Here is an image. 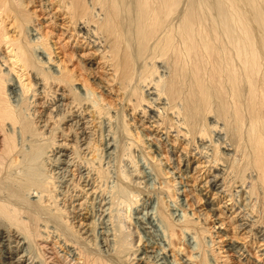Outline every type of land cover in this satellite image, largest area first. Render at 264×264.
Instances as JSON below:
<instances>
[{"label":"bare ground","instance_id":"6f19581e","mask_svg":"<svg viewBox=\"0 0 264 264\" xmlns=\"http://www.w3.org/2000/svg\"><path fill=\"white\" fill-rule=\"evenodd\" d=\"M41 28L84 52L82 79L59 64ZM117 104L127 108L117 138L95 136L103 120H117ZM161 134L189 159L182 171ZM135 151L156 179L149 209L134 205L150 178ZM108 153L117 162L111 188L100 165ZM169 177L198 179L215 222L235 224L224 252L264 261V0H0V264H215L201 209L187 211L197 199L179 214L169 208ZM190 232L192 248L177 251ZM26 243L38 247L35 260L7 256Z\"/></svg>","mask_w":264,"mask_h":264},{"label":"rangeland","instance_id":"374dc122","mask_svg":"<svg viewBox=\"0 0 264 264\" xmlns=\"http://www.w3.org/2000/svg\"><path fill=\"white\" fill-rule=\"evenodd\" d=\"M181 6V5H180ZM37 15V14H36ZM4 23H5V25H6V27H7V29H6V32L7 33H9V34H13L12 33V29H13V26H12V23H11V20H10V18L9 19H6L5 21H4ZM42 29V31H44V32H47V33H49L50 31L48 30V28H41ZM42 33V32H41ZM36 36H38V34H36ZM48 38H49V40L48 41H51V42H55L56 44H55V46L53 47V49H54V53H56L57 55H58V57H59V59H58V61H59V64L60 65H62L63 67H65L67 70H70V73H73L74 75H76L77 76V78H79V79H82L83 77H84V72L83 71H81L80 70V66H82V67H85L86 66V64H85V61L83 60V58H84V55H82V57H80V55L81 54H83L84 52L82 51V50H80L79 48H77L76 46H71L72 44H70V45H68V44H63L64 43V40H62V38L61 37H59V30H57L56 28L55 29H53V33H52V35H51V33H49V35H48ZM61 41V42H60ZM60 42V43H59ZM59 43V44H58ZM68 45V46H63V45ZM71 47V48H70ZM71 55H73V57H71V59H70V57H68V56H71ZM63 57V58H62ZM68 58V59H67ZM64 59V60H63ZM66 60V61H65ZM68 60H69V62H68ZM63 61V63H61ZM57 63V62H56ZM77 63H79V65H76ZM98 75V77L96 78L97 79V82L96 83H101L102 84V78L100 77V75L99 74H97ZM96 88L94 87V90H95ZM97 90H100V88H98V89H96V91ZM112 95V94H111ZM107 99H108V97L109 96H105ZM34 98H36V97H34ZM33 98V103L34 102H36L37 103V101H39L40 100V95H39V97L38 98H36V100ZM26 99H24L23 101H24V103H22L21 104V107H22V109H24L26 106H29V104L25 101ZM41 101V100H40ZM114 101V103H118V100H113ZM32 103V104H33ZM28 104V105H27ZM26 105V106H25ZM25 106V107H24ZM36 108H39V107H37L36 106ZM115 108H118V109H116V111H117V114H118V117L115 115L114 116V118L112 117V119H117V120H113V121H109V123H107V121L106 120H103L101 123L102 124H100L101 126H99L98 128L96 127L95 128V136H98V133L96 134V130L99 132L100 130H101V132H103V134H105L106 135V137H109V136H112L111 135V133H113L114 134V136L117 138V133L116 132H114V131H116V129H118V126L117 125H119V124H121V119H122V116H121V112L122 113H126L127 111V108H123V109H120L119 108V106H118V104H117V106L115 107ZM121 116V117H120ZM140 116V115H139ZM116 117V118H115ZM135 117H136V115H135ZM118 121V122H117ZM116 123V124H115ZM61 124V123H60ZM93 124H95L96 126H98L99 124H97V123H92V125ZM107 125H109V126H107ZM113 125V126H112ZM147 125V124H146ZM108 127H110V128H108ZM101 128V129H100ZM108 129H110V133H108ZM113 131V132H112ZM106 133H108V134H106ZM140 133L142 134V135H144V134H147V132H146V130L145 129H140ZM214 135H212V139L213 140H218L219 141V138L222 136L220 133H216V132H212ZM103 137V136H102ZM101 137V138H102ZM160 137V139L161 140H164L162 143H161V147H164L165 149L166 148H168V156L170 157V159L171 160H177V159H179V160H181L180 161V163H179V170L180 171H182L183 169H184V166H185V164L187 163V161L189 162V159L188 158H186L187 156L186 155H184L183 153V151H181V150H183L182 148H180V147H176V148H174V147H172L171 146V144H170V141H166V139H164V135H160L159 136ZM216 137L218 138V139H216ZM103 140L101 139V142H102ZM149 142H150V140H149ZM220 142H221V140H220ZM172 151H171V150ZM158 151V153H161L162 155H164V150L163 149H159V150H157ZM164 152V153H163ZM175 152V153H174ZM79 154H80V156H83V153L81 154V152H79ZM109 154V153H108ZM107 154V156L105 155V156H103L105 159L103 160V161H101L102 159H103V157H101V160H100V165H101V167L103 168V170H105L106 169V172H107V177H106V181H105V184L107 185V187H110L111 188V186L113 187L115 184H117V178H116V160H115V157L114 156H112L113 154H111V156H110V154L108 155ZM151 154H153V153H150L149 155H151ZM172 154V155H171ZM179 155V156H178ZM183 156V157H182ZM114 158V160L113 159H111V158ZM178 157V158H177ZM185 158V159H184ZM134 159H135V161H136V163H137V165H138V167H140L141 168V170L143 169L144 170V172L145 173H149V179H147V178H145V179H143L144 180V183H145V186L146 187H144V188H146V190L147 191H144V190H141V191H143V193L141 192V194L139 195V197H137V202H138V205H136V204H134L135 206H138L137 208H139V209H149L150 207L148 206V208H147V206H144L143 205V202H147V203H149V201H145V200H147L148 198H150V199H152L151 201L152 202H155V200H156V195H158V194H156V193H154V189L153 188H150V187H153L156 183L155 182H153L154 180H156L155 178H152V177H154L153 176V174L151 173V172H148L149 170V167H146V166H149V164H148V162H147V160H145L144 159V157H143V155L139 152V151H135L134 152ZM164 160L165 159H163V158H161V161H163L164 162ZM187 160V161H186ZM107 161V162H106ZM192 161V160H191ZM105 164H104V163ZM167 162V161H166ZM171 162V163H170ZM169 163H170V166L171 165H173L174 164V161L172 162V161H170ZM176 162V161H175ZM148 165H147V164ZM107 164V165H106ZM126 164H128V162H126ZM146 164V165H145ZM106 167L107 166V168H105L104 166ZM169 164H164V167L166 168V169H168L169 171H171L172 169H171V167H169L168 166ZM145 166V167H144ZM105 168V169H104ZM112 168V169H111ZM127 168H129V169H131L130 168V166H128L127 165ZM109 169V170H108ZM146 170V171H145ZM109 171V172H108ZM200 172V171H199ZM202 172V171H201ZM150 174H151V176H150ZM190 172L188 173V175L190 176ZM200 174L201 173H198V176H200ZM177 174H175V176H176ZM136 176V175H135ZM134 176V178H136ZM152 178V179H151ZM190 178L191 177H189V178H184V177H181V178H176L174 181H171L172 180V178L171 177H169V178H167V180H170V183H174L176 186V193H171L172 195H174L173 196V198L171 197V199L168 201L167 200V204H168V206H169V208L172 210V211H175V214L178 212V214L180 213V211H181V208L182 209H186V207L189 205V203H190V197H191V199H193V197H195L196 199H197V201L195 200V204L193 203L191 206H189V207H187V211H195V212H197V210L198 209H201L200 211H201V214L199 215V217H198V221H200L199 223L200 224H202L203 223V226H205V227H209L208 229L210 230L209 231V233H210V235H211V243H212V245H210V246H212L211 247V249L213 250V252L211 251V253L212 254H210L209 253V255H208V257H209V261L212 263V262H214V260H215V264H248V262L247 261H242L241 260V258L238 256V254H236L234 251H231V250H226V252H224L223 251V249L225 250L226 248H225V246H224V244L228 241V238H227V236H229V234H227L225 231L226 230H228V232L230 231L231 232V230H230V227L232 226H234L235 224L234 223H231V222H229L228 221V217H227V215L228 214H230V210L228 209V212L226 211V221H228L226 224H221L220 225V221L218 222H215V216L212 214V211H209L208 209H207V207H206V205H204V203H203V200L204 199H206L204 196H203V192H205V190L203 191L201 188H200V183H198V179H197V181L196 182H194L193 180L191 181L190 180ZM140 179V178H139ZM146 180H148V182L146 181ZM180 181V182H179ZM154 183L153 185L151 184V183ZM177 182V183H176ZM238 188L239 187H230L229 188V191H228V193H227V191L225 192V193H227L228 194V196L230 195V197L234 200L233 202H236V204H237V206L238 207H240V206H242V204H243V202H242V200L239 198L241 195H240V190H238ZM188 189H191L192 190V192H188ZM231 189V190H230ZM182 190H184V191H182ZM237 190V191H236ZM146 192V193H145ZM148 192V193H147ZM180 192V193H179ZM201 192V193H200ZM179 193V194H178ZM237 193H239V194H237ZM147 196H146V195ZM149 194H151V195H149ZM193 194V195H192ZM150 196V197H149ZM228 196H222L221 197V199H220V201H221V203H227V201H228ZM155 199H154V198ZM203 197V198H202ZM227 197V198H226ZM209 199L211 198V196H209L208 197ZM173 199V200H172ZM237 199V200H236ZM174 200H175V202L176 201H178V202H174ZM224 200V201H223ZM140 202H142V204H140ZM151 202V205L153 206V204L154 203H152ZM180 202V203H179ZM240 202V203H239ZM173 203V204H172ZM174 203H175V205H174ZM242 203V204H241ZM178 204V205H177ZM218 204H220V203H218ZM241 204V205H240ZM89 205H91V206H87V209H89V207L91 208H93V210L92 209H90L91 211L89 212L88 211V214H89V216H90V219H92L93 221H95L96 223H98V222H100V219H101V216L100 215H98L97 214V203H93V204H89ZM94 207H93V206ZM133 205V206H134ZM134 206V207H135ZM142 206V207H141ZM179 207H180V209H179ZM98 208H100V207H98ZM194 208H195V210H194ZM96 209V210H95ZM130 209H132V207H130L129 208V210ZM175 209V210H174ZM191 209V210H190ZM85 211V210H84ZM122 211V212H121ZM119 210V212H120V214L122 215V216H124L123 215V212H124V210ZM100 213V212H99ZM195 216V215H194ZM92 217V218H91ZM104 220V219H103ZM204 222H203V221ZM228 224H229V226H228ZM98 225H100V227H102L104 224H98ZM210 226H212L211 228H210ZM215 226V227H214ZM217 226H220L221 228L219 229V228H217ZM98 227V226H97ZM98 229V230H97ZM96 230L98 231V232H100V231H102V228H96ZM217 230V231H216ZM216 231V232H215ZM220 231H221V233H220ZM217 233V234H216ZM227 234V235H226ZM141 235H143V234H141ZM185 235V233L184 234H181V235H179L180 237H179V242L178 243H176V249H177V251H179V250H183V251H186V248H187V250H190L192 247V245H193V241H192V233L190 232V233H188V234H186L187 235V237L186 236H184ZM189 235H191V236H189ZM212 235H214V236H212ZM244 236V239H245V245L247 246L249 243H250V241L252 240V238L250 237V235H247V236H245V235H243ZM191 237V238H190ZM218 237V238H217ZM104 236L102 235V234H100V233H98V235H97V241H98V243L100 244L101 242H102V240H104ZM187 238V239H186ZM224 238V239H223ZM227 238V239H226ZM184 239V240H183ZM238 240H241L240 238H237ZM189 241V242H188ZM242 241V240H241ZM191 242V243H190ZM15 243H12V246L14 245ZM206 244H210V243H208V238L206 239ZM256 244H258V242L256 243ZM33 244L32 243H26L25 245H23V247L22 248H19L17 251H15V253L12 255V254H7V256L9 255L11 258H12V256H13V258H17L16 256H20V254H22V253H25L26 255H29V256H32L33 258H34V260L36 259L35 258V256L36 255H38L37 254V252H35V251H37L38 250V247H35V245L33 246ZM179 246V247H178ZM191 248H190V247ZM215 246V247H214ZM254 246L255 245H253V247H250V248H253V249H255L254 248ZM25 248V249H24ZM36 248V249H35ZM179 249V250H178ZM24 250V251H23ZM29 251V252H28ZM39 251V250H38ZM228 251V252H227ZM48 252H50V251H48ZM28 253V254H27ZM34 253V254H33ZM196 254V253H195ZM194 254V255H195ZM35 255V256H34ZM47 255H49V253H47ZM197 255V254H196ZM214 255V256H213ZM211 256H212V258H211ZM247 256H248V254H247ZM176 257H178V255H176ZM217 257H218V259H217ZM227 257V258H226ZM215 258V259H214ZM224 258H226L225 260H224ZM212 259V260H211ZM249 259L252 261V263L251 264H264V261L263 260H259V261H257L256 262V260H255V258L254 257H252V256H249ZM134 261H131L129 264H131V263H133ZM217 262V263H216ZM25 263H27V260L25 261ZM64 264H65V262H63ZM36 264H39V263H36ZM147 264H149V263H147Z\"/></svg>","mask_w":264,"mask_h":264}]
</instances>
